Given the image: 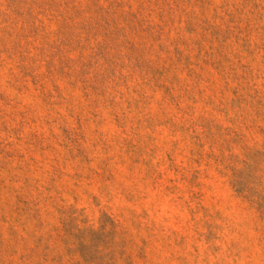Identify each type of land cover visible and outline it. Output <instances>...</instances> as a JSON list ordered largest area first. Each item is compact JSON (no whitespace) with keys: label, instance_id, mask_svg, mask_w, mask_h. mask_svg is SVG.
Masks as SVG:
<instances>
[{"label":"rangeland","instance_id":"1","mask_svg":"<svg viewBox=\"0 0 264 264\" xmlns=\"http://www.w3.org/2000/svg\"><path fill=\"white\" fill-rule=\"evenodd\" d=\"M0 264H264V0H0Z\"/></svg>","mask_w":264,"mask_h":264}]
</instances>
